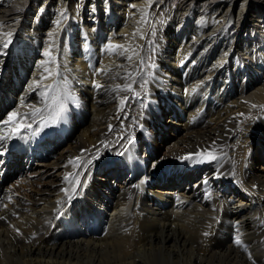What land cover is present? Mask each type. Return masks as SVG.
I'll use <instances>...</instances> for the list:
<instances>
[{
    "label": "bare ground",
    "instance_id": "obj_1",
    "mask_svg": "<svg viewBox=\"0 0 264 264\" xmlns=\"http://www.w3.org/2000/svg\"><path fill=\"white\" fill-rule=\"evenodd\" d=\"M52 102L67 109L60 136ZM262 116L264 0H0V135L31 125L3 149L30 131L53 135L58 151L7 185L0 264H264V146L250 143ZM140 137L142 159H181L168 187L138 194L141 183L122 176L127 162L141 169ZM113 148L121 158L96 181ZM197 174L201 193L182 189ZM71 196L82 200L69 224L51 228L47 214ZM87 215L107 229L86 235Z\"/></svg>",
    "mask_w": 264,
    "mask_h": 264
},
{
    "label": "rangeland",
    "instance_id": "obj_2",
    "mask_svg": "<svg viewBox=\"0 0 264 264\" xmlns=\"http://www.w3.org/2000/svg\"><path fill=\"white\" fill-rule=\"evenodd\" d=\"M169 2H172V1H176V0H168ZM61 103H57V104H53V102L51 103V107H52V110H51V112H50V117H52V115H53V112L58 108V106L60 105ZM63 107H64V112L62 113V115L61 116H63L64 114H65V112L67 111V109H66V106H64L63 105ZM66 109V110H65ZM6 110V109H5ZM4 111V110H3ZM159 113H160V115L162 116V119H164V123H165V125H169L170 124V122H168V119L171 117V113L168 111V110H165V109H163V110H160L159 111ZM178 117V116H177ZM254 118H256L255 120H254V122H253V125H252V130H251V137H250V143H252V145L254 146V147H256V148H259V147H262V146H264L263 144H264V116H262V117H254ZM66 123V121H62V123H58V122H55V123H49L48 125L50 126V129L52 128L53 129V134L54 135H58L55 131H58V132H60V133H63L64 132V124ZM172 125V124H171ZM129 131H134L133 130V127L132 128H130V129H128ZM48 133V130L47 129H45L44 130V132H43V134H47ZM51 133V134H52ZM142 136V135H141ZM143 138V139H142ZM142 139V140H141ZM63 140H64V138H63ZM66 140V139H65ZM141 140V142H139ZM146 142V140H144V137H140V138H138L137 139V141H133L132 142V147H133V144L135 143H138V146H139V148H137V147H135L134 149L137 151V153H138V158L140 159V158H143L142 157V154H143V146L144 145H142V144H144ZM140 143V144H139ZM142 145V146H141ZM262 145V146H261ZM59 147V146H58ZM115 149H116V147H115ZM253 151H254V149H253ZM121 157H119V154H118V151H116V150H114V148H113V150L111 151V152H107V153H105V155L100 159V160H98L97 162V164H96V167H95V169H93V171H94V173H92L93 174V176H92V178L94 177V179H95V177H97V176H101V175H103V174H98L96 171L98 170V168H99V166L101 165V164H103V163H105V162H110V163H115V162H117L118 161V159H120ZM148 158V157H147ZM146 158V163H147V165H148V167H149V169H155V168H158L159 167V165H160V162H159V164H155L154 162H153V155H151L150 154V156H149V158L147 159ZM181 159L179 158V157H177V156H174V157H171V158H169V159H167L165 162H173V163H178L179 161H180ZM153 162V163H152ZM161 162H164V161H161ZM107 164V163H106ZM101 167H102V169L104 170V172H105V170L107 169L106 168V166L104 165H101ZM100 167V168H101ZM170 168H174V167H170ZM179 167H176L175 168V171H178L177 169H178ZM148 169V168H147ZM200 172H202V171H200ZM127 171H125V172H123L122 173V176L123 177H125V176H127ZM198 175V174H197ZM123 177H121V178H123ZM191 179H193V181H194V179H196V177H191ZM96 181H98L97 180V178L95 179ZM190 180V179H189ZM186 181V180H185ZM185 183H187V181L185 182ZM240 183H242V181H240V182H234V186H236V187H238V189H240V190H242V189H244L242 186H241V184ZM110 185H112V186H114L115 184H113L112 182H110L109 183ZM168 184L167 183H163L162 185H160V186H164V187H168L167 186ZM188 186V185H187ZM115 187V186H114ZM79 190H81L82 192H85L87 189L86 188H79ZM223 190V189H222ZM226 190V189H225ZM242 192H244V191H242ZM231 190L230 189H228V190H226V192L224 193L225 194V196L227 197L228 195H230L231 196ZM79 198V197H78ZM72 204H74V203H72ZM82 213H93V212H91V211H87V209L86 208H83V212Z\"/></svg>",
    "mask_w": 264,
    "mask_h": 264
},
{
    "label": "snow or ice",
    "instance_id": "obj_3",
    "mask_svg": "<svg viewBox=\"0 0 264 264\" xmlns=\"http://www.w3.org/2000/svg\"><path fill=\"white\" fill-rule=\"evenodd\" d=\"M57 23H59V21H57ZM6 35L10 36L11 34L8 33V34H6ZM9 42H10V41L5 42V43L3 44V47L6 48V47L8 46V43H9ZM45 55H49V53L46 52ZM45 70L47 71V69H45ZM33 83H35V82H33ZM96 87H100V85H96ZM125 87H129V88H130V86H128V85H126ZM121 103H123V101H121ZM35 111L38 112L39 109H35ZM63 112H64V107H63L62 104H60V105L58 106V108L53 112V115H52V117H51V122H52V123H55V122L57 121V119H59V118L61 117V114H62ZM14 118H18V113H16V112H11V113L8 114V119H7L6 121H3V123L7 125V124H9L10 122H14ZM24 127L30 128L31 125H28V124H21L20 127H17V128L12 129L11 132L5 131L4 135H0V140H3V139H11L13 136L18 135L19 132H20V129H21V128H24ZM129 143H131V141H129ZM191 155H192V154H189L188 156L183 157V159H189ZM195 155L199 156V155H202V154H201V153H196ZM76 159H78V158H76ZM205 159H207V160H213V159H215V157H214L211 153H208V154L205 156ZM72 162H73V161H69V163H72ZM65 179H67V176L65 177ZM62 191H65V192L67 193L68 190H67V189H62ZM234 242H235L236 244H238V245L242 243V241H241V239H240L239 236H237V237L235 238Z\"/></svg>",
    "mask_w": 264,
    "mask_h": 264
}]
</instances>
